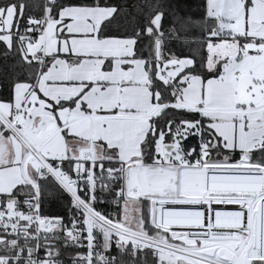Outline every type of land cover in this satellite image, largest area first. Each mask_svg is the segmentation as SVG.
<instances>
[{
  "label": "snow or ice",
  "instance_id": "obj_1",
  "mask_svg": "<svg viewBox=\"0 0 264 264\" xmlns=\"http://www.w3.org/2000/svg\"><path fill=\"white\" fill-rule=\"evenodd\" d=\"M146 6L0 0V264H264V0H204L179 54Z\"/></svg>",
  "mask_w": 264,
  "mask_h": 264
},
{
  "label": "trees",
  "instance_id": "obj_2",
  "mask_svg": "<svg viewBox=\"0 0 264 264\" xmlns=\"http://www.w3.org/2000/svg\"><path fill=\"white\" fill-rule=\"evenodd\" d=\"M25 2L29 4V14H40L43 0H25ZM111 2L120 8L115 21H113V28L124 32L143 23L144 15L149 11L146 5L149 2L154 3L155 0H111ZM162 2L165 4V14L162 20L165 51H174L177 54L188 53L189 47H196V45H185L178 37L198 34L192 22L201 19L204 0H162ZM4 52L5 47L0 44V92H6L11 75L21 71L19 66L13 68L16 63L15 57L13 55L5 56ZM64 200H67L66 196ZM64 200H57L55 197L49 198L44 213L46 215H63L67 219Z\"/></svg>",
  "mask_w": 264,
  "mask_h": 264
},
{
  "label": "built area",
  "instance_id": "obj_3",
  "mask_svg": "<svg viewBox=\"0 0 264 264\" xmlns=\"http://www.w3.org/2000/svg\"><path fill=\"white\" fill-rule=\"evenodd\" d=\"M115 254V253H114Z\"/></svg>",
  "mask_w": 264,
  "mask_h": 264
}]
</instances>
